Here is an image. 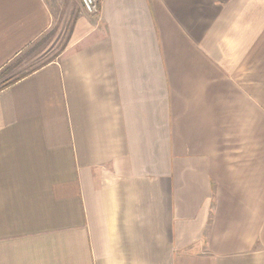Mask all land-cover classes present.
<instances>
[{"label": "crops", "instance_id": "crops-1", "mask_svg": "<svg viewBox=\"0 0 264 264\" xmlns=\"http://www.w3.org/2000/svg\"><path fill=\"white\" fill-rule=\"evenodd\" d=\"M62 1L0 0V71ZM68 1L0 85V264H264V0Z\"/></svg>", "mask_w": 264, "mask_h": 264}, {"label": "rangeland", "instance_id": "rangeland-1", "mask_svg": "<svg viewBox=\"0 0 264 264\" xmlns=\"http://www.w3.org/2000/svg\"><path fill=\"white\" fill-rule=\"evenodd\" d=\"M76 1L68 0L60 3L59 14L53 15L52 27L42 36L32 42L13 62L10 66L12 70L8 71L4 68L0 71V85L5 81L12 79L26 72L30 68L44 64L46 61L56 57L63 49L70 29L71 17L69 11ZM6 76V77H5Z\"/></svg>", "mask_w": 264, "mask_h": 264}, {"label": "built area", "instance_id": "built-area-1", "mask_svg": "<svg viewBox=\"0 0 264 264\" xmlns=\"http://www.w3.org/2000/svg\"><path fill=\"white\" fill-rule=\"evenodd\" d=\"M83 9L92 15H97L100 10L101 0H79Z\"/></svg>", "mask_w": 264, "mask_h": 264}, {"label": "trees", "instance_id": "trees-1", "mask_svg": "<svg viewBox=\"0 0 264 264\" xmlns=\"http://www.w3.org/2000/svg\"><path fill=\"white\" fill-rule=\"evenodd\" d=\"M24 74V73H23ZM23 74H20L19 76H22Z\"/></svg>", "mask_w": 264, "mask_h": 264}]
</instances>
